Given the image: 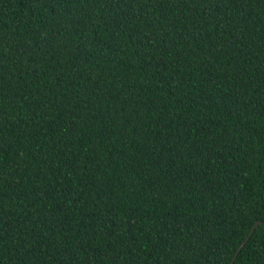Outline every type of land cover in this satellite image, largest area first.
Here are the masks:
<instances>
[{
    "label": "trees",
    "instance_id": "trees-1",
    "mask_svg": "<svg viewBox=\"0 0 264 264\" xmlns=\"http://www.w3.org/2000/svg\"><path fill=\"white\" fill-rule=\"evenodd\" d=\"M264 264V0H0V264Z\"/></svg>",
    "mask_w": 264,
    "mask_h": 264
},
{
    "label": "water",
    "instance_id": "water-1",
    "mask_svg": "<svg viewBox=\"0 0 264 264\" xmlns=\"http://www.w3.org/2000/svg\"><path fill=\"white\" fill-rule=\"evenodd\" d=\"M260 222H261V221H257V222L253 225V227H252L250 233L247 235V237H246V238L244 239V241L241 243L240 247L237 249V251H236V253H235V255H234L232 261L230 262V264L233 263V261H234V259L236 258L238 252L240 251L241 247L244 246L245 243L249 240V237H250L251 234L254 232L255 228L257 227V225H258Z\"/></svg>",
    "mask_w": 264,
    "mask_h": 264
}]
</instances>
